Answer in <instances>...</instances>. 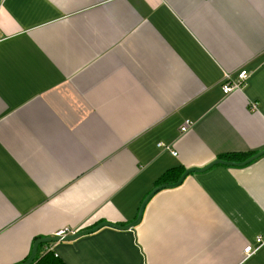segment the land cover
Returning <instances> with one entry per match:
<instances>
[{
	"label": "crops",
	"instance_id": "1",
	"mask_svg": "<svg viewBox=\"0 0 264 264\" xmlns=\"http://www.w3.org/2000/svg\"><path fill=\"white\" fill-rule=\"evenodd\" d=\"M242 71L246 86L225 96L226 75ZM263 151L264 0H2L0 264H24L36 241L64 231L133 223L170 171ZM258 237L264 155L160 191L134 229L43 253L65 264H264V246L243 254Z\"/></svg>",
	"mask_w": 264,
	"mask_h": 264
},
{
	"label": "water",
	"instance_id": "2",
	"mask_svg": "<svg viewBox=\"0 0 264 264\" xmlns=\"http://www.w3.org/2000/svg\"><path fill=\"white\" fill-rule=\"evenodd\" d=\"M2 0H0V6H1ZM264 155V151L251 157L250 159L246 160L245 162L242 163H235V162H226L223 160H217L213 163H211L210 165H208L205 168L202 169H189L187 170L179 179V181L175 184L172 185H162L159 186L157 188H155L147 197L146 199L143 201L138 216L136 218V220L133 223H130L126 226H119V225H114V224H110V223H102L99 224L98 226L89 229V230H84V231H80L77 233H73L64 237H60V236H54V237H47V238H43V239H39L38 241H36L32 247V251H31V255L29 257V259L24 263V264H33L34 260L37 256L39 247L41 245H47V244H55V243H59V242H73L83 236H87L90 234H93L99 230H101L102 228H112V229H116V230H131L136 228L142 221L143 219V215H144V211L146 209V206L148 205V203L151 201V199L160 191L162 190H166V189H174L179 187L184 180L191 174H199V173H204L207 170L211 169L212 167L216 166V165H224V166H229V167H244L247 166L248 164H250L251 162H253L254 160L258 159L259 157Z\"/></svg>",
	"mask_w": 264,
	"mask_h": 264
},
{
	"label": "built area",
	"instance_id": "3",
	"mask_svg": "<svg viewBox=\"0 0 264 264\" xmlns=\"http://www.w3.org/2000/svg\"><path fill=\"white\" fill-rule=\"evenodd\" d=\"M249 79V74L247 71H242L238 74V76L235 78L232 75H226L224 82H223V94L225 96L241 90L243 87L246 86V83ZM192 124L190 122L185 123V125L182 127L181 132L186 133ZM174 156H177V153H173ZM73 233L64 231L61 233H58L56 236L64 237L67 235H70ZM264 246V239L261 237H258L255 241V245H248L244 251L243 254L245 256V259H248L252 257L254 254H256L262 247Z\"/></svg>",
	"mask_w": 264,
	"mask_h": 264
},
{
	"label": "trees",
	"instance_id": "4",
	"mask_svg": "<svg viewBox=\"0 0 264 264\" xmlns=\"http://www.w3.org/2000/svg\"><path fill=\"white\" fill-rule=\"evenodd\" d=\"M235 158V157H234ZM227 160H231L233 158L227 157ZM186 170L184 169H175L173 171L168 172L165 174L159 181L157 185H162L168 182H175L178 181L182 174H184ZM48 245H41L38 250V254L36 256V263L37 264H65L62 260H60L54 253L51 251H45L43 253V248ZM30 257V256H29ZM26 259V261L29 259Z\"/></svg>",
	"mask_w": 264,
	"mask_h": 264
}]
</instances>
